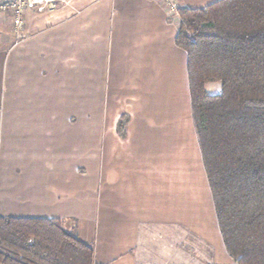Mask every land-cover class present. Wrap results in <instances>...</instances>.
I'll return each mask as SVG.
<instances>
[{"label": "crops", "instance_id": "crops-1", "mask_svg": "<svg viewBox=\"0 0 264 264\" xmlns=\"http://www.w3.org/2000/svg\"><path fill=\"white\" fill-rule=\"evenodd\" d=\"M24 22L15 38L0 18V217L59 219L96 264H235L177 20L156 0H66ZM178 230L205 254L180 251Z\"/></svg>", "mask_w": 264, "mask_h": 264}, {"label": "trees", "instance_id": "trees-1", "mask_svg": "<svg viewBox=\"0 0 264 264\" xmlns=\"http://www.w3.org/2000/svg\"><path fill=\"white\" fill-rule=\"evenodd\" d=\"M194 130L222 242L264 264V0L177 8ZM206 84H218L214 95ZM118 131L123 133L120 123ZM0 264H96L59 219L0 217Z\"/></svg>", "mask_w": 264, "mask_h": 264}, {"label": "built area", "instance_id": "built-area-1", "mask_svg": "<svg viewBox=\"0 0 264 264\" xmlns=\"http://www.w3.org/2000/svg\"><path fill=\"white\" fill-rule=\"evenodd\" d=\"M66 0H0V18L9 19V27L15 38H20L24 29V19L28 12L53 11ZM170 13L176 12L174 0H158Z\"/></svg>", "mask_w": 264, "mask_h": 264}, {"label": "rangeland", "instance_id": "rangeland-1", "mask_svg": "<svg viewBox=\"0 0 264 264\" xmlns=\"http://www.w3.org/2000/svg\"><path fill=\"white\" fill-rule=\"evenodd\" d=\"M156 1L158 3H160L158 0H156ZM160 4L165 8V10L171 15V17L173 19H176V20L178 19L177 12L170 13L169 10L162 3H160ZM2 21L6 22L7 25L9 23V19L7 17H3ZM205 90L208 94L214 95V94H217L220 92V86L218 84H206ZM122 122H123L122 124L125 125L126 120H123ZM178 231H179V236H180V239H179L180 240V243H179L180 251L185 252L186 251L185 248L188 247V250L186 251L188 253H192V251L196 250V251H201L202 253L205 254V251H204L205 248H203L204 246L200 248V245L198 244L197 240L194 241V240H192V237L190 235H188V234L182 235L183 232L181 230H178ZM173 237L175 238L174 235H173ZM186 239H187V241H186ZM183 241H186L185 242L186 245L185 244L183 245ZM197 244H198V246H197Z\"/></svg>", "mask_w": 264, "mask_h": 264}]
</instances>
